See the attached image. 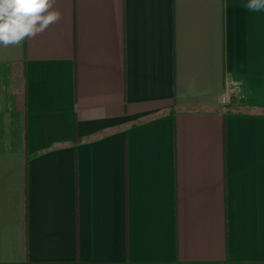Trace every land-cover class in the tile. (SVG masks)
<instances>
[{
	"label": "crops",
	"instance_id": "crops-1",
	"mask_svg": "<svg viewBox=\"0 0 264 264\" xmlns=\"http://www.w3.org/2000/svg\"><path fill=\"white\" fill-rule=\"evenodd\" d=\"M248 2L46 0L42 31L0 45V264H264Z\"/></svg>",
	"mask_w": 264,
	"mask_h": 264
},
{
	"label": "clouds",
	"instance_id": "clouds-1",
	"mask_svg": "<svg viewBox=\"0 0 264 264\" xmlns=\"http://www.w3.org/2000/svg\"><path fill=\"white\" fill-rule=\"evenodd\" d=\"M46 0H0V45L19 44L42 31L53 18L41 13ZM251 11L264 10V0H249Z\"/></svg>",
	"mask_w": 264,
	"mask_h": 264
},
{
	"label": "built area",
	"instance_id": "built-area-1",
	"mask_svg": "<svg viewBox=\"0 0 264 264\" xmlns=\"http://www.w3.org/2000/svg\"><path fill=\"white\" fill-rule=\"evenodd\" d=\"M245 93V83L240 80L229 79L226 81L225 88L219 97V103L222 106L236 104Z\"/></svg>",
	"mask_w": 264,
	"mask_h": 264
},
{
	"label": "trees",
	"instance_id": "trees-1",
	"mask_svg": "<svg viewBox=\"0 0 264 264\" xmlns=\"http://www.w3.org/2000/svg\"><path fill=\"white\" fill-rule=\"evenodd\" d=\"M81 140V138L80 137H75V141L74 142H78V141H80ZM76 161H77V157H76ZM25 191V204H24V207H25V210H26V189L24 190Z\"/></svg>",
	"mask_w": 264,
	"mask_h": 264
}]
</instances>
